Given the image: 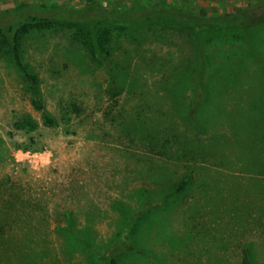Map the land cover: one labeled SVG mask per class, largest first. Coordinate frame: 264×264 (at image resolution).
<instances>
[{
	"label": "rangeland",
	"instance_id": "obj_1",
	"mask_svg": "<svg viewBox=\"0 0 264 264\" xmlns=\"http://www.w3.org/2000/svg\"><path fill=\"white\" fill-rule=\"evenodd\" d=\"M24 2L66 10L95 2L98 12L120 15L133 4L170 7L216 29L201 33L196 51L185 22L89 19L111 37L105 58L90 56L66 27L32 30L23 59L54 127L31 107L0 49V264H95L56 231L65 213L103 252L122 227L119 208L132 214L144 190L160 193L164 181L183 178L188 190L134 234L143 252L111 264H264V27L221 21L261 11L264 0H0V12ZM110 70L121 89L114 98ZM26 118L38 123L35 133L15 129Z\"/></svg>",
	"mask_w": 264,
	"mask_h": 264
},
{
	"label": "trees",
	"instance_id": "obj_2",
	"mask_svg": "<svg viewBox=\"0 0 264 264\" xmlns=\"http://www.w3.org/2000/svg\"><path fill=\"white\" fill-rule=\"evenodd\" d=\"M96 3L93 2L88 7L66 10L63 7L56 5H43L35 4L32 2H24L18 5H14L11 8H7L0 12V49L10 57V60L15 67L25 93L27 94L31 107L38 112L43 113L44 125L47 127H54L57 125V121L45 112V106L42 103L40 81L29 66L23 59V44L26 36L32 30H49L52 28L66 27L73 31L74 40L83 46L86 52L93 57L105 58V55L110 53L111 57V45L112 40L109 35L105 33H99L89 26V19H98L100 16H109L132 19V20H144L147 17H162L169 19L173 22H185L193 26L195 36L194 45L196 51L199 49L198 42L199 37L203 31L209 32L216 28L209 27L208 23L199 20L196 16L189 14L181 10H175L170 7H155L153 9H141L138 4H133L129 9L125 10L121 15L117 12L113 13L108 10H104L100 13L96 10ZM264 7V6H261ZM263 10L256 12V10L250 9L249 11L235 12L226 17H223L221 21L229 22L232 26L240 28L244 31H249L253 28L264 27V8ZM110 15V16H111ZM216 22V21H215ZM208 25V26H207ZM195 61L198 67L195 71V84H196V98H200L205 94L203 86V68L201 57L196 54ZM194 74V72H193ZM110 93L112 98L119 95L121 89L117 86V78L115 74L110 70ZM219 81L214 84V88L219 87ZM177 91L180 93L184 89V85L178 84ZM182 89V90H181ZM207 93V92H206ZM194 108V106L192 107ZM114 110L110 107V114ZM192 115V110L191 114ZM122 117V115H120ZM193 117V115H192ZM112 121H115L112 117ZM18 131L25 132L27 134L35 133L39 129V125L36 121L26 118L14 125ZM152 149L156 151L158 145L152 146ZM154 182V177H151ZM157 178V177H155ZM165 186L161 185L160 193L145 191L143 192V198L141 205L134 213L128 214L119 208L122 215V227L117 233L113 242H109L103 252L98 250L93 244L88 229L78 230L73 221V215L71 212L64 214L67 219L66 225H57L56 231L64 234L73 240L78 241L83 249L89 252L95 261V264H111L113 259L119 255H124L130 252L142 253L143 250L137 243L135 233L139 228L143 226V221L146 220L147 215L151 213L168 208L174 197L182 195L190 187L188 179L183 178L179 181L173 182L172 180L164 181ZM153 183V182H152ZM163 184L162 182H159ZM157 185V182L155 183ZM167 186V187H166ZM166 187V188H165ZM143 236L141 240L143 241ZM24 264V263H23Z\"/></svg>",
	"mask_w": 264,
	"mask_h": 264
}]
</instances>
